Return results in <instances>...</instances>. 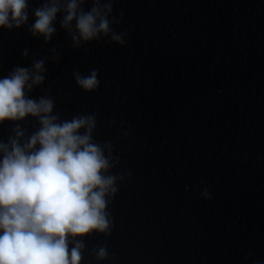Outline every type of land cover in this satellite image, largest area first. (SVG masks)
I'll return each mask as SVG.
<instances>
[{
    "label": "water",
    "instance_id": "1",
    "mask_svg": "<svg viewBox=\"0 0 264 264\" xmlns=\"http://www.w3.org/2000/svg\"><path fill=\"white\" fill-rule=\"evenodd\" d=\"M42 2L31 0L30 24ZM113 8L123 13L113 29L127 34L126 46L102 38L73 49L63 13L49 44L27 26L0 29V78L47 57L46 82L30 96L50 92L62 120L96 114L95 141H111L120 158L111 235L85 237L82 264H264V0ZM92 69L101 83L88 93L73 72ZM20 123L29 135L39 126L32 117ZM14 126L0 125V140ZM101 246L102 261L92 254Z\"/></svg>",
    "mask_w": 264,
    "mask_h": 264
},
{
    "label": "clouds",
    "instance_id": "2",
    "mask_svg": "<svg viewBox=\"0 0 264 264\" xmlns=\"http://www.w3.org/2000/svg\"><path fill=\"white\" fill-rule=\"evenodd\" d=\"M30 2L0 0V29L27 26L33 38L42 37L49 44L58 14L63 13L59 24L73 49L102 38L126 46L127 34L113 29L123 20V13L113 15L118 0H43L31 9V24ZM88 3L91 7L85 10ZM50 52L52 62L58 63V50L53 47ZM22 55L27 59L29 50ZM47 59H33L31 67L15 66L0 78V125L15 123L7 142L0 140V264H82L84 238L111 235L108 207L125 179L112 173L120 164L113 143L94 139L96 114L62 120L54 114L50 92L30 96L46 82ZM98 76L96 69L88 75L73 72L76 84L88 93L99 89ZM29 117L39 125L30 135L20 123ZM201 195L211 199L207 188ZM92 254L101 261L108 258L103 246L93 248Z\"/></svg>",
    "mask_w": 264,
    "mask_h": 264
}]
</instances>
